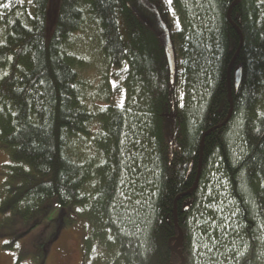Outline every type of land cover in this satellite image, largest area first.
<instances>
[{"label":"trees","instance_id":"16d2710c","mask_svg":"<svg viewBox=\"0 0 264 264\" xmlns=\"http://www.w3.org/2000/svg\"><path fill=\"white\" fill-rule=\"evenodd\" d=\"M0 151V238L65 209L83 264H264V0H0Z\"/></svg>","mask_w":264,"mask_h":264},{"label":"rangeland","instance_id":"374dc122","mask_svg":"<svg viewBox=\"0 0 264 264\" xmlns=\"http://www.w3.org/2000/svg\"><path fill=\"white\" fill-rule=\"evenodd\" d=\"M60 0H48V24L51 28L58 12ZM94 30L75 38L73 49L81 60V76L83 82L91 88L99 86L104 71V62L100 56ZM6 161L0 151V168ZM0 172V181H1ZM71 221L72 223H68ZM18 222L9 228L8 233L15 231L25 234L17 242L12 237L0 238V264H38L44 256L43 264H83L85 234L89 230L86 221L65 209H53L48 215L35 222ZM48 227V228H47Z\"/></svg>","mask_w":264,"mask_h":264}]
</instances>
